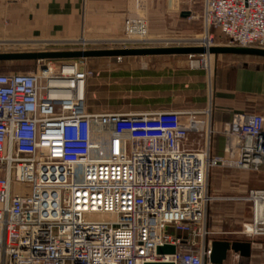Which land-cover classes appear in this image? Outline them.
Returning a JSON list of instances; mask_svg holds the SVG:
<instances>
[{
	"label": "built area",
	"instance_id": "obj_1",
	"mask_svg": "<svg viewBox=\"0 0 264 264\" xmlns=\"http://www.w3.org/2000/svg\"><path fill=\"white\" fill-rule=\"evenodd\" d=\"M172 1L171 11H185L186 2ZM144 5L127 0L118 38L19 45L172 47L149 38ZM200 18L207 42L192 46L264 49V0H202ZM86 61L0 74V264H211L209 174L216 167L264 173V116L235 113L215 127L211 95L197 112H90L87 85L98 73ZM242 201L252 204L243 234L264 238V190ZM165 245L174 255L157 254Z\"/></svg>",
	"mask_w": 264,
	"mask_h": 264
},
{
	"label": "rangeland",
	"instance_id": "obj_2",
	"mask_svg": "<svg viewBox=\"0 0 264 264\" xmlns=\"http://www.w3.org/2000/svg\"><path fill=\"white\" fill-rule=\"evenodd\" d=\"M172 0H145L143 16L149 20L159 7L175 16L171 11ZM190 11L192 19L182 27L171 25L174 18L157 17L148 22L149 38L171 43L172 47L192 46L193 42L203 43L201 9L202 0H193L183 7ZM156 13V14H159ZM1 43V41H0ZM21 43H9L0 46V53L31 52L32 47H24ZM87 66L98 73L92 79L87 98L88 111L96 113H143L155 112L161 104H177L188 106L183 111H202L209 106L211 89V107L215 102V90H231L234 85L236 69L244 65L264 70V60L250 57H213V56H172L123 58L121 62L112 59H92L86 61ZM37 62L0 63V74L28 73L35 71ZM225 77V78H224ZM224 87V88H223ZM217 118V116H216ZM215 127L220 126L218 119L213 121ZM202 139L189 137L190 143ZM221 136L215 135L212 146L221 148ZM209 194L213 201L208 206L206 229L210 240L230 237V231L244 230L250 223L251 203L230 202L229 198L247 196L252 190H264V173L253 174L234 169L216 167L209 174Z\"/></svg>",
	"mask_w": 264,
	"mask_h": 264
},
{
	"label": "crops",
	"instance_id": "obj_3",
	"mask_svg": "<svg viewBox=\"0 0 264 264\" xmlns=\"http://www.w3.org/2000/svg\"><path fill=\"white\" fill-rule=\"evenodd\" d=\"M182 1L188 4L193 0ZM126 4L127 0H0V41L36 44L75 41L81 38L93 41L118 38L123 32ZM157 9L162 13L152 10L148 22L156 21L159 16L164 19L172 18L166 8ZM191 14L186 10L176 14L173 16L174 22L171 25H162L163 29L174 25L182 27L192 19ZM214 94L216 101L213 102L212 122L218 119L221 124L228 123L235 113L255 112L264 116V70L244 65L236 69L231 90H215ZM222 152V142L221 148H217L215 144L213 154L220 157ZM242 198H229L228 201L248 203L242 201ZM249 223L244 230L230 231V237L218 240L249 242L250 256L241 258L238 254L228 253L223 264H264V238L243 234L251 226L252 207Z\"/></svg>",
	"mask_w": 264,
	"mask_h": 264
},
{
	"label": "water",
	"instance_id": "obj_4",
	"mask_svg": "<svg viewBox=\"0 0 264 264\" xmlns=\"http://www.w3.org/2000/svg\"><path fill=\"white\" fill-rule=\"evenodd\" d=\"M238 56L257 57L264 59V49L216 46L204 48L198 46L159 47L140 49H94V50H59V51H31L0 53V62H60L92 59L113 58H143V57H172V56ZM45 69V66L42 67ZM175 247L165 245L157 248L158 255H174ZM228 253L238 254L241 258H248L251 253L249 242L214 240L211 243L209 262L223 264ZM172 264V263H157Z\"/></svg>",
	"mask_w": 264,
	"mask_h": 264
},
{
	"label": "trees",
	"instance_id": "obj_5",
	"mask_svg": "<svg viewBox=\"0 0 264 264\" xmlns=\"http://www.w3.org/2000/svg\"><path fill=\"white\" fill-rule=\"evenodd\" d=\"M250 58L264 60L263 58H257V57H250ZM0 63H13V62H0ZM1 75H6V74H1ZM91 83H92V80H90L88 82V85H87V98H88V94H89V88L91 87ZM187 108H189V107L183 106V105L172 104V103L171 104L164 103V104H161L160 107H158V109H156V110H160V111H166V110L183 111V109H187Z\"/></svg>",
	"mask_w": 264,
	"mask_h": 264
},
{
	"label": "bare ground",
	"instance_id": "obj_6",
	"mask_svg": "<svg viewBox=\"0 0 264 264\" xmlns=\"http://www.w3.org/2000/svg\"><path fill=\"white\" fill-rule=\"evenodd\" d=\"M203 37V36H202ZM207 42V38L205 37V41L203 43H206ZM210 95H211V89H210ZM211 102H212V97H211Z\"/></svg>",
	"mask_w": 264,
	"mask_h": 264
}]
</instances>
